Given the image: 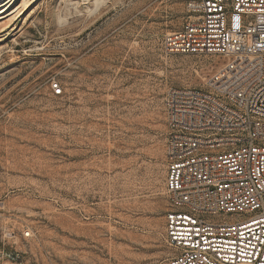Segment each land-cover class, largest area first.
Returning a JSON list of instances; mask_svg holds the SVG:
<instances>
[{
	"label": "rangeland",
	"instance_id": "374dc122",
	"mask_svg": "<svg viewBox=\"0 0 264 264\" xmlns=\"http://www.w3.org/2000/svg\"><path fill=\"white\" fill-rule=\"evenodd\" d=\"M186 1L37 0L0 29V264H168L165 96L225 60L164 52Z\"/></svg>",
	"mask_w": 264,
	"mask_h": 264
},
{
	"label": "built area",
	"instance_id": "2783aa9c",
	"mask_svg": "<svg viewBox=\"0 0 264 264\" xmlns=\"http://www.w3.org/2000/svg\"><path fill=\"white\" fill-rule=\"evenodd\" d=\"M186 13L164 52L225 60L204 88L165 96L168 264H264V0H187Z\"/></svg>",
	"mask_w": 264,
	"mask_h": 264
},
{
	"label": "bare ground",
	"instance_id": "6f19581e",
	"mask_svg": "<svg viewBox=\"0 0 264 264\" xmlns=\"http://www.w3.org/2000/svg\"><path fill=\"white\" fill-rule=\"evenodd\" d=\"M37 0H3L0 4V29L4 31L16 19V16L23 13L24 9H28ZM102 0H96V5L101 4ZM19 5V6H18ZM20 17V16H19ZM61 20V19H60Z\"/></svg>",
	"mask_w": 264,
	"mask_h": 264
},
{
	"label": "crops",
	"instance_id": "0c3cea01",
	"mask_svg": "<svg viewBox=\"0 0 264 264\" xmlns=\"http://www.w3.org/2000/svg\"><path fill=\"white\" fill-rule=\"evenodd\" d=\"M167 127V126H166Z\"/></svg>",
	"mask_w": 264,
	"mask_h": 264
}]
</instances>
